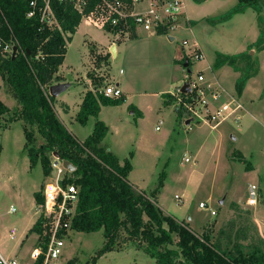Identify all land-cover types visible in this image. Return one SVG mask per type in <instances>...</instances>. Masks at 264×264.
Returning <instances> with one entry per match:
<instances>
[{
    "label": "rangeland",
    "instance_id": "rangeland-1",
    "mask_svg": "<svg viewBox=\"0 0 264 264\" xmlns=\"http://www.w3.org/2000/svg\"><path fill=\"white\" fill-rule=\"evenodd\" d=\"M146 7L145 4L138 9ZM195 29L196 36L187 30L173 32L177 37L174 44H160L154 36L142 33L134 42L121 41L117 58H113L111 52L109 60L101 61L106 56L100 51L108 50L111 36L83 19L68 47L66 66L70 69L84 66L95 94L103 95L107 86L119 83L128 99L127 105L104 109L102 116L91 118L87 127L77 126L75 134L83 140L93 133L97 120L105 122L109 128L105 143L121 158L128 157L134 163V180L140 182V186L149 193L157 191L158 201L169 209V214L183 219L190 216L192 222H182L187 223L199 236L209 233L214 242L221 228L234 220L237 227H248L250 237L264 238V234H260L251 222L249 212H236L227 219L229 203L233 199L243 202L249 197V186L255 185L262 189L263 201L255 210L259 227H264V101L250 106L256 117L246 114L245 110H238L213 130L204 121L196 120L187 125L189 118L177 108L170 95L176 93L187 74L197 80L199 71L205 67L204 61L213 58L207 53L203 60L198 61L186 56L176 72L172 58L175 49L180 50V56L184 57L183 41L188 40L189 46L198 37L202 42L210 40L203 33L202 26ZM193 48L186 46L187 54ZM186 60L190 63L187 68L184 66ZM204 71L206 77H213L211 71ZM176 76L178 80L174 81ZM59 80L54 81L55 84H59ZM230 84L231 78L226 81V86ZM49 89L45 90L48 96ZM82 89V86H72L62 96L75 105L79 102ZM228 91L232 93L230 89ZM223 97L227 101L222 100ZM0 100L9 108L8 113L0 116V224L2 228L12 230L18 218L29 214L37 217L39 206L34 204V193L53 182L55 173L51 170L48 176L43 174L42 177L40 163L37 165L41 168L32 169L23 161L21 149L26 143L25 128L33 136L28 149L38 151L46 142L35 126L25 125L21 121V106L1 76ZM56 101L54 106L58 103ZM214 104L217 108L227 109L224 112L227 115L237 106V100L224 94L219 95ZM130 106L142 110L144 118L140 120L136 115H130ZM239 153L245 156L247 163L238 159ZM46 155L51 163L53 153ZM186 158L190 162H186ZM247 164L253 168L249 169ZM176 196L181 197V202L176 200ZM201 203L207 204V208H200ZM213 211L216 212L215 216L212 215ZM74 233L70 232L67 236L64 264L71 261L73 264H94V257L104 244L103 232ZM173 239L178 241L176 235H173ZM37 242L38 235L32 234L27 252L31 250V254ZM171 248L177 249L175 246ZM30 254L24 259L28 260ZM120 260L111 256L98 259L95 264H122ZM126 264L133 263L130 261Z\"/></svg>",
    "mask_w": 264,
    "mask_h": 264
},
{
    "label": "trees",
    "instance_id": "trees-1",
    "mask_svg": "<svg viewBox=\"0 0 264 264\" xmlns=\"http://www.w3.org/2000/svg\"><path fill=\"white\" fill-rule=\"evenodd\" d=\"M0 4L24 50V55L0 64V76L8 83L21 106V121L35 126L46 142L38 151L28 149L33 136L25 128L24 151L30 167L33 169L40 163L44 176L52 170L46 155L48 152L58 154L62 161H69L76 168L65 182L75 183L80 188V200L71 230L84 234L103 232L104 246L94 257V264L128 241L143 249L155 259L156 264H264V238L250 237L248 227H237V222L231 220L221 228L213 242L209 233L199 236L187 223L164 211L157 201V191L148 194L133 185L128 178L132 171L131 161L126 159L121 165L119 159L102 145L109 133L103 121L96 122L93 133L84 142L61 121L54 106L55 97L46 95L45 90L59 78L57 73L65 61L68 44L81 22L78 13L69 7L57 9L63 30L71 34L65 39L59 32L40 31L35 20L26 18L28 0H0ZM247 9L258 14L260 35L257 42L238 55L219 53L215 63L216 69L228 65L240 74L235 83L238 96H242L249 80L259 73L258 60L250 52L253 49L264 51V0H239L233 10L212 20L226 22ZM158 35H163V32L159 31ZM106 59L104 57L101 61ZM125 101V96L111 99L89 91L77 121L86 126L90 117H99L102 107L120 106ZM130 109L137 117H142L140 111L134 107ZM8 112L9 108L0 100V116ZM239 155L238 159L247 163L243 155ZM247 166L252 168L250 164ZM41 191L34 194L37 205L43 203ZM231 208L243 212L235 204ZM42 231V219H38L31 232L38 235ZM173 235L177 236V242ZM247 241L249 243L245 244ZM172 246L177 249H172Z\"/></svg>",
    "mask_w": 264,
    "mask_h": 264
},
{
    "label": "built area",
    "instance_id": "built-area-1",
    "mask_svg": "<svg viewBox=\"0 0 264 264\" xmlns=\"http://www.w3.org/2000/svg\"><path fill=\"white\" fill-rule=\"evenodd\" d=\"M145 4V9H138ZM62 7L73 9L81 16V21L88 20L111 34L116 42L132 40L141 33L158 35L159 31H162L163 35H172L186 24L182 18L184 0H28L25 16L28 20H35L40 26V31L47 29L59 32L66 39L71 34L63 30L57 12V9ZM183 45L188 46V42L183 41ZM194 48L187 54L189 59L203 60V53L197 46ZM21 54L24 55L22 45L0 4V64ZM185 83L190 84V92L186 94L182 92ZM103 95L119 99L123 96V91L112 84L104 89ZM170 95L177 108L183 111L189 120L204 121L213 128H217L235 111L242 109V106L237 104L232 112L224 115L227 109L213 106L221 94L206 82L202 74H199L197 80L187 74L176 93ZM157 130H160V127H157ZM186 162H190L189 158H186ZM51 168L55 178L43 188V203L38 205V219H42L43 231L38 234L36 248L28 260L5 258L0 254V264H64L66 240L68 234L73 232L71 225L80 200V188L75 183H65L72 172L65 168L64 161L55 157V153ZM248 195L247 204L257 205L259 188L250 186ZM175 198L181 202V197ZM200 208H207V204L201 203ZM212 215L215 216L216 212L213 211Z\"/></svg>",
    "mask_w": 264,
    "mask_h": 264
},
{
    "label": "crops",
    "instance_id": "crops-1",
    "mask_svg": "<svg viewBox=\"0 0 264 264\" xmlns=\"http://www.w3.org/2000/svg\"><path fill=\"white\" fill-rule=\"evenodd\" d=\"M238 3H239V0H184V14L182 18L186 24H185V27H183L180 30H187L188 32L192 34L194 33V36H196L195 33L197 31L195 28H198L199 26L203 27V30H202L203 33L207 35L210 39L209 41L207 40L208 44L206 41L202 42L200 38L198 37L196 38L197 40L196 39L192 40L193 41L192 44H189V46H187V47H192V48L194 46H197L200 49V51L203 53L204 57L206 55L205 53L213 56L212 59L208 61H204L205 67L204 69L199 71V74L204 75L207 83L211 84L214 88L217 87L219 93L222 96H224V94H228L231 97H233L234 100H237V104H240L242 106V109L240 110H245L246 114L251 115V117H256L257 114L251 111L250 106H253L255 102L257 103V102L264 101V95H263L264 93V51L257 52L255 49L251 51L253 52L252 56H254L258 60L259 73L256 77L251 78L249 80L242 96H238L235 90V83L237 79L239 78L240 74L228 65L223 66L222 68H219V69H216L215 67L217 55L219 53L223 55H227V56H234V55L244 53L248 51L249 48L253 46L259 38L260 28H259L258 21H257L258 14L253 9H247L244 13L236 14L234 17H232L229 21H226V22H222V23L212 22L213 19L223 16L226 13L233 10L238 5ZM211 31H214V32L212 34H209V32ZM74 35H72V40H73ZM109 35L111 36V39H110L111 42L108 45V50L100 51L102 52L104 56L108 58V60L111 57L110 54H111V50L113 49V47H115L116 49V56H113V58L118 57L119 43H121V42H116L113 36L111 34ZM142 35L143 34L141 33L138 37H136V39H138ZM150 35L151 37L154 36L157 39V42L160 44H162V42H167V44L168 43L174 44L175 41L177 40V37L174 34L168 35L167 37H164L165 35H153V34H150ZM136 39L132 40V42L136 41ZM164 39L167 41H164ZM205 42L206 44H203ZM69 45L70 43L68 44V47ZM169 46H172V45H169ZM68 47H67V51H68ZM182 51L185 52L183 58H182V55L180 56L181 54L180 50H176V49L174 50L175 53L173 54L174 56L172 59L175 60L174 67L176 69V72L180 70L181 62L183 59L185 60L187 56L186 47H182ZM66 58H67V54H66ZM66 58H65L64 63L60 67L59 72L57 73V76L60 79L59 82L70 84V88L67 91H69L72 86H76V87L82 86L84 87V90L82 89V91H80L79 100H78L79 102H77L75 105H71L70 102L68 101V98L63 97L62 96L63 93H62L60 96L56 98L57 100L56 102L58 103L56 104L55 107H56L58 116L61 119V121L69 129V131L72 132L78 138V136L75 134L76 133L75 128H77V126L87 127L90 119L94 118V117H90L86 126H82L77 121V115L80 111V107L83 103L86 93L89 91H92L94 93V90L93 88H91V81L89 80L88 74H87L88 70H86L84 66L79 67L78 69L68 68V66H66ZM206 69L212 72L213 74L212 78H210V76L206 77V74L204 71ZM182 71L184 72V70ZM229 78H231V84L228 87L226 86V81L229 80ZM176 80H178L177 76L174 79V81ZM110 81L112 83V80ZM117 86L121 88V84L118 83ZM228 89H230L232 93L229 92ZM67 91H65L64 93H66ZM123 93H124L123 96H125V91H123ZM125 97H126V102L123 105H127L128 97L127 96ZM222 100L227 101L224 97L222 98ZM227 103L228 102H224V104H227ZM214 106L218 107L217 105H214ZM108 107L110 106L102 107L98 118L102 116L104 109ZM130 107H134L136 111H140L142 113V117L140 118L137 117L138 119L142 120L144 118V113L142 110H140L136 106H130ZM130 107H129L130 115L135 117L136 113L135 111H132ZM188 121H190V123L192 122L191 120H188ZM14 122H17V121H14ZM211 128L213 130L217 129L213 127ZM87 138L83 140H80V139L79 140L81 142H84ZM106 139H107V136L104 139L102 145L108 148L119 159L120 164L123 165L125 160L128 159V157L121 158L119 155H117L116 152H114V149L105 143ZM25 144H24V147H22L21 149V154L24 155L23 161L27 162L26 164H29L30 166V161L28 159L27 154H25V151H24ZM243 157L245 158L244 155ZM131 164H132V171L130 172L129 177H128L130 182L133 185H135L137 188H139L140 190L147 192L140 186V182H137L136 180H134L135 179L133 178L134 163H132L131 161ZM36 167L41 168V166L39 165H37ZM42 177H43V173H42ZM41 186H42V183H41ZM39 191H36L35 193ZM261 191L262 189L259 188L258 204L255 206H249L247 204L248 198H245L243 202L240 200L233 199L228 205L227 219L237 212L235 209L231 208V205L235 204L237 208H240V210L247 211L250 213L251 222L257 228L260 234H264V227L262 226L259 227L257 223L258 220H257V214L255 210L256 207L259 205L260 201H263V198H262L263 196L261 194ZM147 193L150 194L149 192ZM157 201H158V198H157ZM223 201L221 202L222 204H224ZM158 203L164 211L170 213L168 208H164V206L160 204L159 201ZM34 204L36 207L38 206L36 203L35 197H34ZM189 217L190 216H188L187 219L185 218L183 219L182 217L177 218V219L181 222L185 220L190 223L192 222V218L190 217V220H188ZM37 221H38V213H37V217L36 216L33 217L31 214H29V216L27 215V216H22L18 218L12 230L11 229L7 230L6 227L2 228V224H0V254L5 258H27L28 254H30V251H31L30 250L29 252H27L28 243L30 241V236L32 234H35V233H32L31 230L35 226ZM0 223H1V219H0ZM75 233H79V232H75ZM111 256H114L116 260L121 259L120 261H122L121 262L122 264L123 263L126 264L130 261L133 264H156L155 259L151 258L148 254H146L143 249H138L137 245L131 241H128L122 244L121 247H119L118 249L105 254L103 257L100 258V260L107 259Z\"/></svg>",
    "mask_w": 264,
    "mask_h": 264
},
{
    "label": "water",
    "instance_id": "water-1",
    "mask_svg": "<svg viewBox=\"0 0 264 264\" xmlns=\"http://www.w3.org/2000/svg\"><path fill=\"white\" fill-rule=\"evenodd\" d=\"M111 52H112L113 56H116L115 47H113ZM250 54L253 55V52H250ZM184 66L186 68L189 67V61L188 60H186ZM188 72L191 73V70H188ZM69 88H70V84L69 83H59V84H55V85L51 86L50 89H49V93H50L51 97L57 98L62 93L67 91ZM182 92L185 93V94L190 92V84L189 83H185V85L182 87ZM189 124H190V121L187 122V125H189ZM55 157L60 158L58 154H55ZM64 166H65V168L68 171H70L72 173L76 171V168L69 161H65L64 162ZM188 220H190V217L188 218Z\"/></svg>",
    "mask_w": 264,
    "mask_h": 264
}]
</instances>
